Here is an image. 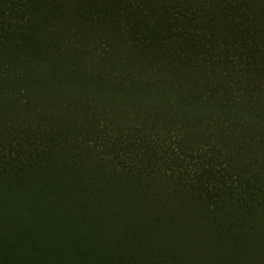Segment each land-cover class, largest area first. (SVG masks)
Returning <instances> with one entry per match:
<instances>
[{"label":"trees","instance_id":"16d2710c","mask_svg":"<svg viewBox=\"0 0 264 264\" xmlns=\"http://www.w3.org/2000/svg\"><path fill=\"white\" fill-rule=\"evenodd\" d=\"M0 65V264H264V183L96 106L264 147V0H0Z\"/></svg>","mask_w":264,"mask_h":264},{"label":"rangeland","instance_id":"374dc122","mask_svg":"<svg viewBox=\"0 0 264 264\" xmlns=\"http://www.w3.org/2000/svg\"><path fill=\"white\" fill-rule=\"evenodd\" d=\"M2 77L11 80L12 73L5 72L0 65V78ZM98 105L107 112L119 115L118 119H125L128 127L133 128L137 123L145 121L146 128L143 133L145 139L152 136L161 145L168 147L176 145L185 152L184 157L179 156L180 160H173V168L180 174L195 168L200 169L207 163L209 167H225L223 180L235 186L243 188L244 181H250L253 186H261L264 183V147L250 142L248 135L251 130L245 128L238 120H232L227 116L209 115L191 131L192 121L188 117L177 118L164 114L157 119L143 106L135 112H120L107 105L102 107L101 102L96 106L99 107ZM4 107V102L0 100V108ZM97 117L104 116L98 114ZM112 122L115 127H120L119 124ZM161 153L165 154V158H171L165 150ZM208 180V177L202 178V182Z\"/></svg>","mask_w":264,"mask_h":264}]
</instances>
